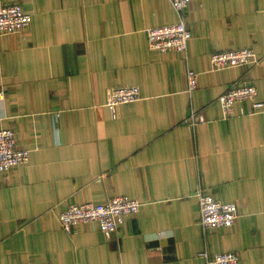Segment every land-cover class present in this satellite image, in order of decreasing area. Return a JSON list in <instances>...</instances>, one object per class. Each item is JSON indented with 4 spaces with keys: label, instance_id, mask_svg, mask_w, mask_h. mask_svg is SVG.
Wrapping results in <instances>:
<instances>
[{
    "label": "crops",
    "instance_id": "0c3cea01",
    "mask_svg": "<svg viewBox=\"0 0 264 264\" xmlns=\"http://www.w3.org/2000/svg\"><path fill=\"white\" fill-rule=\"evenodd\" d=\"M9 3L32 22L0 35V127L31 154L0 175V264H208L202 252L222 251L264 264V111L219 102L246 79L264 102V0H193L186 53L148 46V28L178 21L169 0ZM244 47L258 64L212 69L213 53ZM133 85L142 99L112 113L109 89ZM192 112L206 120L192 126ZM199 191L236 203L234 225L204 230ZM116 195L142 202L116 233L62 227L69 205Z\"/></svg>",
    "mask_w": 264,
    "mask_h": 264
},
{
    "label": "built area",
    "instance_id": "2783aa9c",
    "mask_svg": "<svg viewBox=\"0 0 264 264\" xmlns=\"http://www.w3.org/2000/svg\"><path fill=\"white\" fill-rule=\"evenodd\" d=\"M178 14V21L173 24L160 25L146 30L148 46L150 49L166 52L176 51L186 53L192 32L188 26L187 11L193 0H169ZM32 22V15L24 10L19 3L0 4V35H18L24 32ZM260 61L257 53L248 47L235 48L215 52L211 56V66L214 70L233 67L250 66ZM199 73L189 70L187 73L188 89L193 91L198 87ZM258 89L248 79L236 81L219 97L226 115H233L236 103L250 101L254 113L264 111V102L257 101ZM5 99V93L0 90V101ZM142 99L139 86L112 87L108 92L106 105L116 114L119 107L126 103ZM205 115L192 112L189 121L192 126L205 121ZM30 149H20L17 145L16 131L12 128L0 127V175L11 171L14 167L23 165L30 158ZM201 225L204 230L231 227L238 217V206L234 202H222L213 195L199 191ZM142 202L123 195L107 197L104 202H88L84 204H71L60 213L59 221L62 227L71 233L79 224H96L105 234L116 233L124 223L127 215L136 214ZM208 264H239L240 255L237 252L222 251L209 255L201 253Z\"/></svg>",
    "mask_w": 264,
    "mask_h": 264
}]
</instances>
